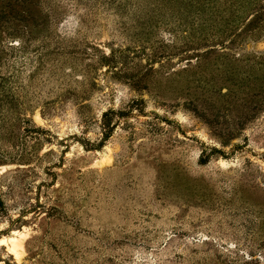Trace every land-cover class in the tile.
<instances>
[{"label": "rangeland", "instance_id": "374dc122", "mask_svg": "<svg viewBox=\"0 0 264 264\" xmlns=\"http://www.w3.org/2000/svg\"><path fill=\"white\" fill-rule=\"evenodd\" d=\"M0 264H264V0H0Z\"/></svg>", "mask_w": 264, "mask_h": 264}]
</instances>
